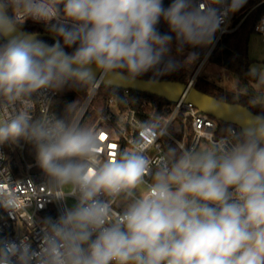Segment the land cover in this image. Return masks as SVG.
<instances>
[{
	"label": "clouds",
	"instance_id": "9594fccd",
	"mask_svg": "<svg viewBox=\"0 0 264 264\" xmlns=\"http://www.w3.org/2000/svg\"><path fill=\"white\" fill-rule=\"evenodd\" d=\"M246 3L0 0V147L32 143L49 194L75 201L40 222L36 248L33 230L18 241L0 238V264H264V65L250 71L249 104L261 114L243 110L239 129L219 140L207 134L191 149L161 151L155 142L167 120L153 114L109 156L101 136L125 135L124 126L82 122L76 103L57 118L50 102L33 99L70 81L92 98L100 83L175 71L173 35L177 53L212 45ZM28 19L56 42L21 33ZM161 19L170 34L158 31ZM0 177L9 185L0 207L15 215L21 197L5 172Z\"/></svg>",
	"mask_w": 264,
	"mask_h": 264
},
{
	"label": "built area",
	"instance_id": "2783aa9c",
	"mask_svg": "<svg viewBox=\"0 0 264 264\" xmlns=\"http://www.w3.org/2000/svg\"><path fill=\"white\" fill-rule=\"evenodd\" d=\"M203 0H198L197 4ZM264 4V0L261 2ZM236 13V12H235ZM235 13L230 14L222 25V30L218 31L213 43V47L226 34L234 32L240 25L235 24ZM34 22L31 19L25 22ZM256 32L264 35V14L260 17L255 27ZM195 79L189 82L194 83ZM100 86V85H99ZM129 90H125L124 98L128 97ZM57 91L49 90L43 94L34 95L33 99H43L45 103L50 102L51 111L53 110V101ZM94 97V96H93ZM86 98L80 109H83L82 120L89 109L92 99ZM109 111L99 117L93 127L100 129H110L119 131V126L126 128L125 135H105L102 143L107 147L109 156L114 154L118 148H123L126 143L136 134V124L138 121H144L145 113L140 108H133L126 101L121 104L117 98L112 97L108 100ZM38 114V113H37ZM40 114H46L41 110ZM167 120L164 126V134L157 138L156 144L161 151L166 152L169 148L179 149L180 144L191 149L196 146L200 138L207 134L213 135L214 139L219 140L228 134L230 129L237 130L240 127L233 125L223 129L220 127V120L200 111L192 103H186L183 100L173 103L169 114L160 116ZM114 145V147H112ZM157 148H151V154L155 155ZM0 172H5L12 185L11 190L20 197L18 210L15 215H9L0 207V238L18 241L24 235L33 230L31 236L33 247L38 245V232L40 222L44 218H56L60 215L65 206H69L67 200L60 201L53 198L48 191V177L36 163L35 147L32 143L20 140L18 144L4 145L0 147ZM2 178V177H0ZM0 189L9 190L7 183H0ZM72 198V197H71ZM74 199V198H73ZM31 217L34 221L32 226Z\"/></svg>",
	"mask_w": 264,
	"mask_h": 264
},
{
	"label": "trees",
	"instance_id": "16d2710c",
	"mask_svg": "<svg viewBox=\"0 0 264 264\" xmlns=\"http://www.w3.org/2000/svg\"><path fill=\"white\" fill-rule=\"evenodd\" d=\"M262 1L263 0H247V3L235 13V24L240 23L239 27L234 32L224 35L208 56L209 62L223 67L248 84L254 82L253 77L250 75L252 60L248 55L249 38L252 33L256 32V24L264 14V4H261ZM171 2L172 0H163L165 7ZM196 3H198V0H196ZM21 28L28 33L38 34L41 40L49 45L56 42L54 38L49 36L53 34L47 31L43 23L31 21L24 22ZM157 29L161 34L169 33L168 26L163 19H161L160 23L157 25ZM4 42H6V40L0 41V43ZM172 44L176 46L174 35ZM212 46L213 44L207 47H197L194 49L185 47V50L196 52L198 54L197 57L203 59ZM65 50L69 53L73 51V49L69 48ZM192 76L193 72L188 67L178 63V67L175 71L159 76L154 75V73L150 71L138 77V79L188 83ZM193 85L197 90L215 97L218 100L230 104L238 103L248 107L256 115L261 114L260 106L252 107L249 104L252 93L250 85L246 92H235L224 88L203 75H197ZM124 92V89L101 84L82 122L86 121L87 124L94 126L99 117L105 115L109 111L108 100L112 97L117 98L123 105L127 101L131 107L142 109L145 113L144 121L148 120L153 114L159 117L169 114L173 106V103L165 98L134 90H129L128 97L125 99ZM245 93L249 94L245 95ZM85 100V92L70 81L61 90L57 91V95L53 101V110L59 118H64L66 116L65 110L68 105L76 103L77 109H80ZM230 126H232V124L223 121L220 122V127L223 129Z\"/></svg>",
	"mask_w": 264,
	"mask_h": 264
},
{
	"label": "water",
	"instance_id": "95a60500",
	"mask_svg": "<svg viewBox=\"0 0 264 264\" xmlns=\"http://www.w3.org/2000/svg\"><path fill=\"white\" fill-rule=\"evenodd\" d=\"M19 31L25 35H34L37 40L43 41L38 34L28 33L22 28H20ZM49 36L54 38L56 41L57 38L54 35ZM213 48L214 47L212 46L204 60L208 58ZM196 76L197 73L193 75L192 79H195ZM97 78H99V73H97ZM101 84L124 90L149 93L165 98L172 103L183 100L186 103H192L200 111L213 116L217 120L237 125L239 127H241V115L243 110H247L248 112H251L252 115H256L246 106L238 103L230 104L207 95L197 90L193 83L190 82L180 83L176 81H151L137 78L134 82L117 81L110 82L108 84L100 83L99 85Z\"/></svg>",
	"mask_w": 264,
	"mask_h": 264
},
{
	"label": "rangeland",
	"instance_id": "374dc122",
	"mask_svg": "<svg viewBox=\"0 0 264 264\" xmlns=\"http://www.w3.org/2000/svg\"><path fill=\"white\" fill-rule=\"evenodd\" d=\"M190 51L184 49L182 53H177L176 46L172 44V49L170 56L172 59L177 61L179 64L188 67L193 75L197 73V75H203L209 80L223 86L226 89L233 90L235 92H246L249 88H251V84L246 83L241 78L233 75L226 69L221 66H218L214 63L206 60L197 59L192 63H185V60ZM248 55L252 60L250 68L252 69L254 66L264 65V35L258 32H254L250 35L249 44H248ZM193 77V76H192ZM192 79V78H191ZM190 79V80H191ZM68 205L71 206L75 201L73 198H67Z\"/></svg>",
	"mask_w": 264,
	"mask_h": 264
},
{
	"label": "snow or ice",
	"instance_id": "6c2138e0",
	"mask_svg": "<svg viewBox=\"0 0 264 264\" xmlns=\"http://www.w3.org/2000/svg\"><path fill=\"white\" fill-rule=\"evenodd\" d=\"M104 139H105V137L102 135V136H101V140H104ZM112 147H114V145H113Z\"/></svg>",
	"mask_w": 264,
	"mask_h": 264
}]
</instances>
